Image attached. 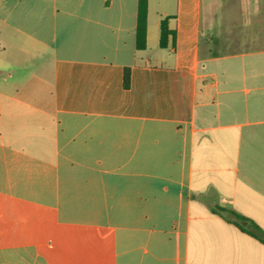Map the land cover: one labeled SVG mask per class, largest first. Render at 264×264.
Wrapping results in <instances>:
<instances>
[{
	"label": "crops",
	"instance_id": "crops-1",
	"mask_svg": "<svg viewBox=\"0 0 264 264\" xmlns=\"http://www.w3.org/2000/svg\"><path fill=\"white\" fill-rule=\"evenodd\" d=\"M139 3L0 0V264H264V9Z\"/></svg>",
	"mask_w": 264,
	"mask_h": 264
},
{
	"label": "trees",
	"instance_id": "trees-1",
	"mask_svg": "<svg viewBox=\"0 0 264 264\" xmlns=\"http://www.w3.org/2000/svg\"><path fill=\"white\" fill-rule=\"evenodd\" d=\"M146 25H147V0H140L139 3V20H138V31H137V47L139 49L145 48L146 41ZM170 35H174L168 28V20L165 19L161 22V36H160V47L166 48L167 40ZM124 86L129 88L130 86V70L126 69L124 76ZM239 220L250 221L249 219L236 215ZM251 222V221H250ZM256 231L260 232V228L253 223ZM254 235V233H252Z\"/></svg>",
	"mask_w": 264,
	"mask_h": 264
},
{
	"label": "rangeland",
	"instance_id": "rangeland-1",
	"mask_svg": "<svg viewBox=\"0 0 264 264\" xmlns=\"http://www.w3.org/2000/svg\"><path fill=\"white\" fill-rule=\"evenodd\" d=\"M228 4L230 6L240 7V9L243 5H245V7L247 6V8L252 5L254 8L260 6L261 9H264V0H229Z\"/></svg>",
	"mask_w": 264,
	"mask_h": 264
}]
</instances>
